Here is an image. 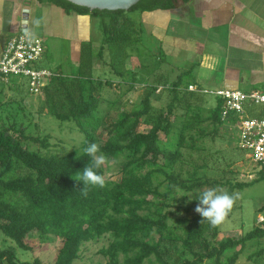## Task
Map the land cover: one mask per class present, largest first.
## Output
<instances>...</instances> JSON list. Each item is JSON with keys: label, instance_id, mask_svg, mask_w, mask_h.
Returning <instances> with one entry per match:
<instances>
[{"label": "trees", "instance_id": "16d2710c", "mask_svg": "<svg viewBox=\"0 0 264 264\" xmlns=\"http://www.w3.org/2000/svg\"><path fill=\"white\" fill-rule=\"evenodd\" d=\"M37 1L66 14L100 18L104 40L98 51L92 41L82 43L78 68L71 75L52 72L40 93L46 114L60 128L78 130L81 141L72 149L55 148L49 134H31V120L20 102L0 99V233L24 252H35L36 236L44 243H60L50 263L39 257L21 260L13 247L0 246V264H77L86 244L102 240L107 244L97 254L104 262L96 264H236L247 250L249 262L264 264V222L238 239H220L219 226L202 223L195 212V198L203 190L225 188L235 195L264 179V164L251 182L207 173L216 171L219 162L204 142L222 138V101L217 99L208 109L204 95L190 91L192 82L183 81L189 71L173 83L139 86L138 70H132L130 78L126 68L129 48L144 33L141 20L137 23L130 14L168 11L179 1L192 0H141L129 11L90 10L66 0ZM105 51L119 83L94 77L95 62L106 63ZM8 81L14 89L20 78ZM116 86L124 87L119 99L142 86L139 105L126 109L118 106V98L108 102L104 88ZM159 90L167 102L157 108ZM255 109L250 110L252 117L259 116ZM162 135L172 138L173 145L166 146ZM91 143L98 145L96 155L104 156L103 164L94 168L103 186L85 187L77 180V173L92 163L84 153ZM187 195L193 196L189 202ZM240 207L235 195L227 216ZM258 211H264V205Z\"/></svg>", "mask_w": 264, "mask_h": 264}, {"label": "crops", "instance_id": "0c3cea01", "mask_svg": "<svg viewBox=\"0 0 264 264\" xmlns=\"http://www.w3.org/2000/svg\"><path fill=\"white\" fill-rule=\"evenodd\" d=\"M92 19L37 0H0V58L10 39L27 31L43 40V59L48 38L70 41L78 68L82 43L92 39ZM140 20L160 41L162 55L184 60L187 65L174 70L189 71L192 86L264 93V0L179 1Z\"/></svg>", "mask_w": 264, "mask_h": 264}, {"label": "rangeland", "instance_id": "374dc122", "mask_svg": "<svg viewBox=\"0 0 264 264\" xmlns=\"http://www.w3.org/2000/svg\"><path fill=\"white\" fill-rule=\"evenodd\" d=\"M141 15L140 12L130 14L137 23L140 21ZM101 23L102 20L100 18L92 19L91 41L96 51L102 46L104 40ZM139 24L142 25L140 22ZM141 27L144 33L140 42L128 50L129 58L126 61V68L128 70V75H130L129 77L131 78L132 70H138L137 84L139 86L145 83H173L180 75V72L174 70L176 66L177 68L185 67L187 64L182 58L176 61L162 55L160 41L149 35L145 25ZM46 44L47 53L42 61V66L48 69H58L62 71L64 75H71V73L77 69L75 63L71 61V42L64 39L51 40L48 38ZM109 58L108 51H105L106 63H100L98 60L95 62L94 77L106 78L119 83L121 79L116 75L115 71L111 69V66L108 65ZM160 59H162V62ZM183 81L188 82L192 80L190 76H187ZM8 82L9 81H0V99H5V97H7V99L13 100L14 102H20L19 105L21 104V106H23L25 114L31 120V125L28 129L31 134L51 135L52 139L50 142L56 144L55 148L64 147V149L70 150L79 144L81 137L78 130L69 125L60 128L55 118L46 114L43 94L33 93L26 79L18 81L14 89L10 87L11 84ZM139 86L136 87L137 90L132 91L125 97H121V99H119V96L124 92V87L122 90L118 86L112 89L104 88L103 97L107 99L108 102L118 98V106L122 105L126 109H132L139 105L145 91L142 86ZM15 88H17L16 91ZM1 89L3 90L1 91ZM156 94L160 96V99L157 101L154 100V106L157 108L165 106L167 97L163 94V91L159 90ZM204 97L206 107L208 109H213L217 104V98L210 94H205ZM103 107H106V104H103ZM12 111L14 113L18 111L16 103L13 104ZM141 129L143 130L144 128L142 127ZM161 139L166 146L173 145L172 138L167 139L162 135ZM238 144L239 138L237 130L233 124L228 122L222 133V138H218L214 141L209 139L206 140L204 142L206 151L212 152L219 159V162L215 165V167L219 169H216V171L208 170L207 173L211 176L217 175L219 178L221 176L226 179H235L236 182H251L257 179L259 177L258 173L263 166L253 163L252 160L249 159L250 154L240 149ZM225 169L226 171L224 173L223 170ZM229 170L235 172V175H232ZM218 191L226 192V189L219 188ZM235 195L237 197V203L241 207L234 210L231 215H226L225 219L218 225L220 239L225 237L238 239L253 229L257 222H264V211H258L264 205V179L241 191H236ZM189 196L187 199L188 202L193 199L192 195ZM183 216H185V214H181L180 217ZM32 241L34 243L35 252H24L18 249L11 240L6 239L3 234L0 233V246L13 247L21 260L33 261L35 257H39L45 263L54 261L57 249L60 246L58 240L44 243L36 236ZM261 243V245H264V240L261 241ZM106 244V240L86 244L82 254V260L77 262V264H96L98 262H104V259L98 255L97 252ZM249 253V250L245 251L236 264H258L247 260L246 256Z\"/></svg>", "mask_w": 264, "mask_h": 264}, {"label": "built area", "instance_id": "2783aa9c", "mask_svg": "<svg viewBox=\"0 0 264 264\" xmlns=\"http://www.w3.org/2000/svg\"><path fill=\"white\" fill-rule=\"evenodd\" d=\"M41 38L22 33L11 38L0 58V76L8 81L10 77L26 79L30 89L40 94L46 80L54 76L47 69L39 67L45 54ZM189 90L203 95H214L223 103L221 119L233 124L239 138V148L247 151L253 163L264 164V93H243L233 90H205L189 86ZM256 108V109H255ZM255 109L258 117H252Z\"/></svg>", "mask_w": 264, "mask_h": 264}, {"label": "clouds", "instance_id": "9594fccd", "mask_svg": "<svg viewBox=\"0 0 264 264\" xmlns=\"http://www.w3.org/2000/svg\"><path fill=\"white\" fill-rule=\"evenodd\" d=\"M98 150V145L96 143H91L84 148L85 155L91 158L92 163L91 165L87 164V166L83 168L82 173H77V180L81 181L85 187L89 184L103 186L102 177L94 171V168H99L104 162L103 155H96ZM195 199L198 201L195 212L203 218L202 223L207 222L211 226H216L225 219L226 215L231 210L235 195L209 188L199 192Z\"/></svg>", "mask_w": 264, "mask_h": 264}, {"label": "water", "instance_id": "95a60500", "mask_svg": "<svg viewBox=\"0 0 264 264\" xmlns=\"http://www.w3.org/2000/svg\"><path fill=\"white\" fill-rule=\"evenodd\" d=\"M76 6L100 11H129L141 0H66ZM27 12V11H26ZM27 31H24L26 33Z\"/></svg>", "mask_w": 264, "mask_h": 264}]
</instances>
